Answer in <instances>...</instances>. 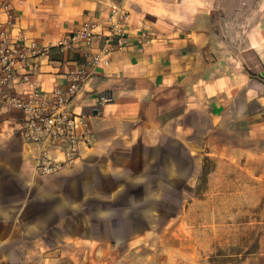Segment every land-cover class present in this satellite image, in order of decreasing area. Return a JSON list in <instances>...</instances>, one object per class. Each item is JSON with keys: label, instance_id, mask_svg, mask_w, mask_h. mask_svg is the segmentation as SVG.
Listing matches in <instances>:
<instances>
[{"label": "crops", "instance_id": "obj_1", "mask_svg": "<svg viewBox=\"0 0 264 264\" xmlns=\"http://www.w3.org/2000/svg\"><path fill=\"white\" fill-rule=\"evenodd\" d=\"M113 9L129 12L130 42L72 103L90 131L77 163L55 176L36 173L39 145L23 137L21 114L0 102V264H134L149 223L238 206L226 169L252 172L247 165L259 161L264 170V2L0 0V23L43 46L86 21L106 32ZM98 45L53 47L28 68L33 82L45 92L68 86ZM27 88L21 78L9 84L18 94ZM205 156L216 161L208 174L215 183L202 196L178 193L172 181L199 177Z\"/></svg>", "mask_w": 264, "mask_h": 264}, {"label": "built area", "instance_id": "obj_2", "mask_svg": "<svg viewBox=\"0 0 264 264\" xmlns=\"http://www.w3.org/2000/svg\"><path fill=\"white\" fill-rule=\"evenodd\" d=\"M4 8L11 18L9 6L4 5ZM128 14V11L113 9L106 19L109 22L106 32L100 23L86 21L68 38L43 46L29 40L23 32L13 35L6 24L0 23V102L21 114L23 137L39 145L34 165L36 173L55 176L81 158V146L90 140V131L84 117L72 103L94 70L108 66L112 54L129 44L124 27ZM141 37L148 38L146 33ZM94 40L99 42L96 52L86 51V67H78L72 72L68 86H57L53 91L45 92L33 82L28 68H36V58L46 55L53 47L67 53L77 43L91 46ZM19 78L28 84L26 92L20 94L9 89V84ZM108 99L107 94L100 96L101 101ZM55 151L58 154L54 155Z\"/></svg>", "mask_w": 264, "mask_h": 264}, {"label": "rangeland", "instance_id": "obj_3", "mask_svg": "<svg viewBox=\"0 0 264 264\" xmlns=\"http://www.w3.org/2000/svg\"><path fill=\"white\" fill-rule=\"evenodd\" d=\"M228 33L231 34V31ZM238 48L234 46L226 50ZM137 161L136 157L131 158L133 168H136ZM199 164L202 174L191 178L189 184L182 179L172 181L178 193L184 190L189 195L202 196L209 188L208 185L215 183L214 177L208 174L215 167L216 161L205 156ZM243 165L238 164L230 171L226 169V173L234 177L231 182L238 193V206L231 207L228 204L220 209L214 208L212 204L201 212L204 217L200 220L198 211L197 220L157 222L154 226L149 223L150 234L146 243L133 248L134 264H264V170L259 161L252 166L247 165L246 168L250 167L252 172L243 168ZM193 166L189 159L188 172L191 173ZM172 197L178 199L179 194L176 192ZM246 198L252 204H247ZM173 214L170 210V215ZM146 228L144 226V230ZM138 248L140 250L137 253ZM125 249L126 246H123L121 252Z\"/></svg>", "mask_w": 264, "mask_h": 264}]
</instances>
